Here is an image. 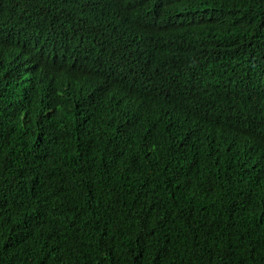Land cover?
<instances>
[{
    "label": "trees",
    "instance_id": "trees-1",
    "mask_svg": "<svg viewBox=\"0 0 264 264\" xmlns=\"http://www.w3.org/2000/svg\"><path fill=\"white\" fill-rule=\"evenodd\" d=\"M0 264H264V0H0Z\"/></svg>",
    "mask_w": 264,
    "mask_h": 264
}]
</instances>
